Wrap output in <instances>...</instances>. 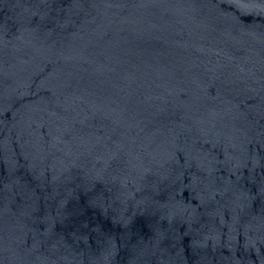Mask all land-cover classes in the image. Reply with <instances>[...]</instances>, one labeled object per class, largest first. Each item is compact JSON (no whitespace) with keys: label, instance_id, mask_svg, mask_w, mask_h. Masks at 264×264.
<instances>
[{"label":"water","instance_id":"1","mask_svg":"<svg viewBox=\"0 0 264 264\" xmlns=\"http://www.w3.org/2000/svg\"><path fill=\"white\" fill-rule=\"evenodd\" d=\"M0 264H264V0H0Z\"/></svg>","mask_w":264,"mask_h":264}]
</instances>
